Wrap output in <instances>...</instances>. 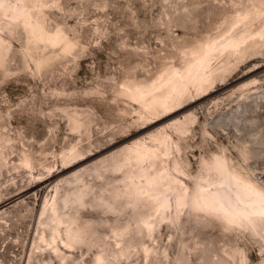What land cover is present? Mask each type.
<instances>
[{
	"label": "rangeland",
	"instance_id": "1",
	"mask_svg": "<svg viewBox=\"0 0 264 264\" xmlns=\"http://www.w3.org/2000/svg\"><path fill=\"white\" fill-rule=\"evenodd\" d=\"M0 41V264H264V218L196 196L264 192V0H0Z\"/></svg>",
	"mask_w": 264,
	"mask_h": 264
},
{
	"label": "bare ground",
	"instance_id": "2",
	"mask_svg": "<svg viewBox=\"0 0 264 264\" xmlns=\"http://www.w3.org/2000/svg\"><path fill=\"white\" fill-rule=\"evenodd\" d=\"M51 37L58 39L61 38L60 34L58 33H55L54 36H49L50 39ZM245 41L246 39L243 41H235L233 38H231L226 43L224 42L225 44L221 47L226 48L232 46V48L238 49L241 45L240 43H244ZM211 46L212 45L209 44L208 46L204 47L202 54L196 57L195 60L190 64H188L184 72H180L178 70L168 71L163 76V84L168 87L165 89V95L158 96L157 94V96H154L150 99V103L158 104L163 108H167L170 100L183 94L188 84L195 82L202 84L205 81L207 82L210 75L207 70L209 68L208 54L210 53L209 50ZM1 50L2 42L0 41V52ZM141 152L145 155H149L152 154L154 150L148 148L147 146H143ZM215 167L216 170L221 173V175L224 173L225 167L222 163L215 165ZM231 181H234L233 183L238 182L237 185L239 186V189L233 188V186H231ZM223 182L224 183H220L223 185L218 184L219 187H217L215 190H211L204 186L199 187V191L197 192L196 196L198 198V202L204 205L202 207L206 209H222L225 211V218L232 223L241 224V219L247 216L264 218V192L262 190H259L256 185L243 180L236 174L230 175L228 180H224ZM182 199L183 197H178V203H181ZM163 204L166 206L170 205V203L167 201H164Z\"/></svg>",
	"mask_w": 264,
	"mask_h": 264
}]
</instances>
